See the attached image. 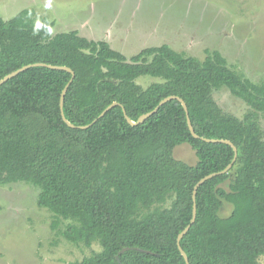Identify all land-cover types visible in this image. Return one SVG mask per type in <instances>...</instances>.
<instances>
[{"label": "trees", "instance_id": "1", "mask_svg": "<svg viewBox=\"0 0 264 264\" xmlns=\"http://www.w3.org/2000/svg\"><path fill=\"white\" fill-rule=\"evenodd\" d=\"M54 22L24 9L0 18V80L23 66L43 63L71 74L32 67L0 87V185L25 183L39 190L37 205L54 217L52 229L67 242L98 252L75 264H185L176 238L192 218V191L204 176L230 170L196 192V216L180 247L189 264H264V82L229 67L218 51L203 60L166 45L141 50L130 60L105 41L76 31L51 34ZM159 82L147 88L137 79ZM226 89L243 101L242 119L225 113L213 92ZM143 124L132 121L168 97ZM186 144L197 162L174 157ZM229 208L227 216L221 212ZM62 221H69L62 230ZM135 248L150 254L128 250ZM118 257V259H117Z\"/></svg>", "mask_w": 264, "mask_h": 264}, {"label": "rangeland", "instance_id": "2", "mask_svg": "<svg viewBox=\"0 0 264 264\" xmlns=\"http://www.w3.org/2000/svg\"><path fill=\"white\" fill-rule=\"evenodd\" d=\"M27 8L54 22L52 35L76 31L107 42L127 60L162 45L200 60L206 50L218 51L230 68L264 82V0H0V18L9 20ZM157 81L146 76L136 82L147 88ZM213 98L239 119L248 111L226 89L214 91ZM260 124L264 131V115ZM174 157L197 162L186 144L175 148ZM38 194L25 183L0 185V264H75L100 250L65 241L52 229L53 215L38 207ZM228 213L225 208L221 215Z\"/></svg>", "mask_w": 264, "mask_h": 264}, {"label": "water", "instance_id": "3", "mask_svg": "<svg viewBox=\"0 0 264 264\" xmlns=\"http://www.w3.org/2000/svg\"><path fill=\"white\" fill-rule=\"evenodd\" d=\"M32 67H46V68H49V69H52V70H59V71H65V72H68L71 74V79L69 80V82L67 83V85L65 86V88L63 89L62 93H61V96H60V100H59V107H60V110H61V118L63 120V122L71 129H79V130H86L88 129L90 126H92L97 120H99L100 118H102L109 110H111L112 108L116 107V106H120L118 103L114 102L112 104H110L107 108H105L101 113L100 115L95 119L93 120L89 125H85V126H74L72 125L69 121H67V119L64 117V114H63V111H62V107H63V102H64V96L66 94V91H67V88L69 87V85L71 84L73 78H74V73L71 69L67 68V67H64V66H52V65H46V64H43V63H35V64H30V65H26V66H23L21 67L20 69H17L11 73H9L8 75H6L5 77H3L1 80H0V87L5 84L6 82H8L9 80L13 79L14 77H16L18 74L24 72L25 70L29 69V68H32ZM171 101H178L184 112H185V115H186V119H187V126H188V129H189V132L190 134L192 135V137L194 139H198V140H201L205 143H211V144H225V145H228L229 147L232 148L233 150V153H234V159H233V162L235 161V158H236V155H237V149L236 147L228 140H222V139H207V138H202V137H199L195 132H194V129L191 125V122L189 120V117H188V111H187V107H186V104L185 102L179 98V97H176V96H168L164 99H162L159 104L150 112L146 113V114H143L141 115L137 121H132L129 117H127V115L125 114V111L124 109L122 108V111H123V114H124V117H125V120L126 122L131 126V127H136V126H139L141 124H143L147 119H149L153 114H155L158 109L168 103V102H171ZM232 167V163L229 164L226 168H224L222 171H219V172H215V173H211L209 175H206L204 176L203 178H201L193 187V191H192V201H193V207H192V218H191V221H190V224L185 227L183 229V231L181 233H179L177 235V238H176V244H177V248H178V251H179V254L181 255V257L183 258L184 260V263L185 264H189V261H188V258H187V255L185 254V252L182 250V248L180 247V241L181 239L187 234V232L189 231L190 229V226L191 224L194 223V220H195V216H196V206H195V197H196V192L197 190L199 189V187H201L204 183H206L207 181L217 177V176H221V175H224L226 174L230 168ZM128 250H134V251H138V252H141V253H145V254H150L149 252L147 251H143V250H139V249H135V248H125L123 249L122 251L119 252V254H122ZM118 259V257H117Z\"/></svg>", "mask_w": 264, "mask_h": 264}]
</instances>
